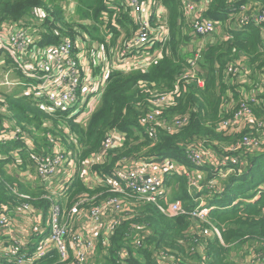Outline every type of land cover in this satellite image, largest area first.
<instances>
[{
  "label": "built area",
  "instance_id": "obj_1",
  "mask_svg": "<svg viewBox=\"0 0 264 264\" xmlns=\"http://www.w3.org/2000/svg\"><path fill=\"white\" fill-rule=\"evenodd\" d=\"M210 1L180 0L181 22L190 28L191 35L204 40L212 39L210 37L216 35L218 28V21L204 15ZM60 5L70 15L66 22L72 25L73 31L68 29L74 32L73 37L64 34L59 23L50 28L47 26V30L44 27L43 32L35 27L34 18L41 24L55 22V17L44 6L35 7L32 17L0 22V72L3 73L0 87L20 89L19 96L43 104L52 116L80 106L90 118L92 102L102 97L112 73L146 72L152 63L169 53L167 43L171 28L164 0H104L99 21L111 33L116 32L122 37L114 51L111 45L88 33L86 26L95 21L78 18L76 0H61ZM232 11V19L237 12L241 14L235 26L256 24L264 33V2L233 5ZM128 32L130 35L127 36ZM49 33L60 37V41L46 42ZM229 38L226 34L223 39ZM205 46L201 44L194 50L181 69L177 88L150 96L149 109L140 117L139 123L153 140L158 139L160 130L176 133L188 123V116L168 118L164 114L180 96V81L203 82L199 63ZM239 55L228 63L226 73L228 81L239 86L242 100L230 117H222L216 123L218 133L237 137L227 142L196 138L185 144L186 155L197 171L210 168L208 189L213 194H221L226 179L241 175L249 164V155L264 153V115L258 116L251 107V103H261L259 95L264 92V69L254 75L246 55ZM6 57L10 59L9 63ZM4 92L9 93L5 89ZM4 101L0 95V145L11 141L25 143L28 158L18 160L17 166L21 171L25 170L27 177L39 179L45 188L41 196L45 204L37 206L34 203L36 197L3 180L6 189L17 200L13 204L0 205V264H99L106 257H114L118 264H128L131 258L144 261L142 250L148 247L146 239L150 234L147 224L139 221L142 214L139 208L144 203H155L165 215H190L193 222L188 233L194 237L192 250L195 253V246L198 245L201 251L206 245L203 239L220 237V229L207 219L209 211L215 207L205 205L204 200L209 194L202 195L200 209L197 207L192 211L171 198L167 180L174 176H187L188 191L194 196L204 190L199 177L190 175V165L172 157L144 159L136 158V155L123 156L111 165L118 155L112 151L127 140L126 133L117 128L106 133L97 150L83 156L86 146L65 122L51 125L47 119V129L31 125L27 130L18 124L13 113L5 110ZM233 103L231 100L229 108ZM89 118L82 124L85 125ZM38 132L45 133L50 147L42 149L36 144ZM9 157V153L0 148V158ZM78 181L87 188L98 190L91 194L81 192L71 198ZM262 193L264 183L256 189L255 199ZM238 201L253 200L236 199L231 206ZM125 221L130 222V226L120 246L111 252L113 238ZM203 222L209 225L202 227ZM250 241L249 254L239 262L264 264V251L260 249L264 247V241ZM154 259L157 264H208L206 257L192 262L168 248L154 251Z\"/></svg>",
  "mask_w": 264,
  "mask_h": 264
},
{
  "label": "trees",
  "instance_id": "obj_2",
  "mask_svg": "<svg viewBox=\"0 0 264 264\" xmlns=\"http://www.w3.org/2000/svg\"><path fill=\"white\" fill-rule=\"evenodd\" d=\"M243 2L245 0L234 3L231 0L210 1L204 15L220 22L230 38L217 39V42L210 43L202 49L199 65L203 71V82L180 81V96L176 104L164 114L168 118L179 115L188 116V123L176 133L160 130L158 139L155 141L145 132L139 123V119L148 111L150 96L153 93H165L177 88V77L194 54V51H186V45L182 46L184 35L180 0H164L168 7L167 20L171 28V40L169 42L172 49L171 54L169 56L164 55L162 59L152 63L146 72L136 70L112 73L100 104L87 123L84 125L71 121V130L86 146L83 156L97 150L106 133L117 128L126 133L127 140L120 148L112 151L118 155L112 159L111 165L118 158L136 155L144 159L172 157L190 165V168L193 169L195 166L191 164L186 155V143L196 138L207 137L221 142L234 139V137L224 136L216 130V123L222 117H230L233 111L237 109L236 106L239 101L242 100V95L238 91L239 86L228 81L227 65L238 58L239 53H243L247 57L249 66L253 68L254 75L264 69V33L262 27L256 24H249L244 27L232 26L231 24L233 5H239ZM46 5L48 3L45 0H0V22L19 21L25 15H31L35 7ZM59 7L61 11L62 7ZM87 8L89 10L83 11L80 7L79 15L83 18L98 19L101 10L104 9V0H92ZM64 22L63 25L60 24L61 30H63V26L73 31L72 25H69L66 19ZM46 25H49V28L56 26L55 22L50 24L49 21ZM46 36H48L46 42H57L59 39L56 35L46 34ZM5 60L7 63L10 62L8 57ZM256 80V77L253 76V81ZM18 93L17 90L11 94L4 91L0 93L5 100V110L13 113L18 124L42 122L48 117L36 105V102L27 96H19ZM259 99L261 103H251V107L258 116H262L264 115V92L259 95ZM231 100L234 101V105L229 108ZM50 118L49 116L48 119ZM248 160L249 164L244 167L241 175H233L226 179L224 191L221 194L212 195L217 197V206L209 211L207 219L220 229V237L215 235L212 238L207 237V240L203 239L206 245L201 251L198 245L195 246L197 249L196 257L198 259L206 257L208 264H242L231 258L230 248L239 239L242 241L254 239L264 241V193L253 202H242L239 205L231 206L237 198L251 197L255 194L256 189L264 183V153L249 155ZM204 169L210 172L208 166ZM0 174H2L0 179L3 182L6 176L2 166L0 167ZM2 182H0V201L10 198V195L3 189L4 182ZM167 182L171 188V198L181 201L188 211L196 209L201 202L200 197L207 194L208 191H201L196 196L189 193L187 176H174ZM97 190L87 188L78 181L71 193V198L81 192L91 194ZM207 201L211 204L210 206L215 203L212 197ZM139 210L142 213L139 221L146 223L149 227L150 234L146 239L148 247L142 250L144 261L131 258L128 264H157L154 259V251L165 248L187 260L192 257L193 254L187 248L189 246L192 249L194 246L192 242L194 237L188 233L193 222L190 215H165L155 203H144ZM206 225L209 223H202V227ZM129 226L130 222L125 221L118 228L113 238L111 252L120 246ZM200 241L202 240L200 239ZM104 263L118 264L114 257H106L100 264Z\"/></svg>",
  "mask_w": 264,
  "mask_h": 264
},
{
  "label": "crops",
  "instance_id": "obj_3",
  "mask_svg": "<svg viewBox=\"0 0 264 264\" xmlns=\"http://www.w3.org/2000/svg\"><path fill=\"white\" fill-rule=\"evenodd\" d=\"M233 1L234 2H239L240 0H233ZM90 2H92V0H90ZM261 2H264V0H245V2H243V3L256 4V3H261ZM240 4H242V3H240ZM100 15H101V13H100ZM100 15L98 16V19L94 20L95 22L92 25L90 24V25L86 26V29H87L88 33L94 39L101 40L104 43H106L108 45H111V47L113 48V51H114L116 49V46L118 44H120V42L122 40V37L121 36L120 37L117 36L118 33H116V32L111 33V31H109V28H104L103 27L104 25L103 26L101 25V21H98V20H100V17H101ZM238 15H240L239 12L236 13V16H238ZM86 18H88V17H86ZM233 22H235V21H232V23H231L232 26H233ZM182 23H183V25H182V31H183V35H184V42H183L182 46L184 47L186 45V48H187L188 43H190L191 40H192V36L193 37H197V36L191 35L188 32V31H190V28L184 22H182ZM220 24L221 23L218 22V27H219ZM35 27L40 32L45 31L44 26H42L40 22H38L35 25ZM46 30H47V26H46ZM217 30H218V28H217ZM121 33H123V30L121 31ZM226 34H228V33L225 30L224 34L219 39H223ZM128 35H130V32H128L127 36ZM197 39H200V38L197 37ZM115 40H118V42L115 43ZM170 40H171V38H170ZM169 42L167 43V48L169 50L168 56L171 54V51H172ZM2 88L4 89L5 87H0V90H2ZM16 90L19 91V93H20V89H16ZM36 105L40 109H42L48 115V117L49 116L51 117V125H53V124L56 125V123L63 121V122L66 123L65 126L69 127L70 130H71V128H72L71 127V125H72L71 121H74L76 123H81L82 124L83 120L85 119L84 118L81 121H77L76 120V116L78 114H80V112H81V107L80 106H77V107L71 109L70 111H66L63 114H57L56 116H51V115H49L47 113V110L45 109V107H44L43 104L42 105L36 104ZM77 109H79V111L75 115H72ZM48 117L45 118V119H43L42 122H35L34 121L32 124H29L27 122H23V126L27 130H28V126H31V125H36V126H39L40 128L47 129L48 128V125H46V122H47ZM86 118H87V116H86ZM1 127H2V122L0 121V128ZM39 134L44 135V137H40ZM36 137H37L36 144L39 147H41L42 149H46V148H48V147L51 146V143L48 140V138H47V136L45 135L44 132H38L37 135H36ZM232 137L236 138L237 136H232ZM0 148H1L2 151L6 152V153H9V156H10L8 159L0 158V167L2 166V169H3V171L5 173V176H6L5 177L6 179H4V181H11V183H13V185L19 191L25 192V193H28V194H32L34 197H36V200L34 201V203L37 206L43 207L44 204H45V201L43 199H41V196L45 192L44 191L45 188L42 187V185L40 184L39 179H37L36 177H27L25 175L26 174L25 173V170H22L21 171L19 169V167L17 166V164L19 165L18 160H20L21 158H23L24 161H25V159L28 158V154H27L26 150H24L25 149V143L24 142H18V141H11V142H8L5 145H0ZM17 152H19L21 155L17 156ZM193 170L194 169H191V171H193ZM29 172L30 173H33L34 171H29ZM194 172H195L194 174L196 176H199V174L201 173V172H198L196 170H194ZM194 174H193V176L195 178H197ZM1 176H2V174H0V178H1ZM210 178H211V176L206 181H203V184H205L206 190H208L207 191V194H209L212 198L214 197V199H212V200H214L215 203L212 204V205L213 206H217L216 205V203H217L216 202V200H217L216 195L215 196H212L213 193L208 189V182H209V179ZM0 182H2L1 179H0ZM4 185H5V183L3 184V189L6 190V192H7L8 195H10V198H8L6 200H3V201H0V205L1 204H4V203H7V204L16 203L17 197L15 195L11 194V192L6 189V185L5 186ZM205 205L208 206V207H210L211 204L208 203V201H207ZM249 241L250 240H248V241H242L241 246L242 247L246 246ZM230 256H231V252H230ZM240 260L243 262L245 260V257L244 256H241L238 261H240Z\"/></svg>",
  "mask_w": 264,
  "mask_h": 264
},
{
  "label": "rangeland",
  "instance_id": "obj_4",
  "mask_svg": "<svg viewBox=\"0 0 264 264\" xmlns=\"http://www.w3.org/2000/svg\"><path fill=\"white\" fill-rule=\"evenodd\" d=\"M60 1L61 0H54L53 2L51 1V0H45V2L46 3H48V5H46V6H44V8L49 12V13H51L54 17H55V25L57 26V23H59V24H61V25H63L65 22H64V19H66V21H67V17H69L70 15L67 13V11L66 10H64L63 8H62V10L60 11V7L59 6H61L60 5ZM77 1V3H78V11H77V14H78V18L80 17V18H83V17H81L79 14V12H80V7H82V9H83V11H85V10H89L88 8H87V5H89L90 4V0H76ZM59 5V6H58ZM62 7V6H61ZM82 15V14H81ZM27 15H25L23 18H25ZM31 16V15H30ZM241 16V14L240 15H238V16H236V15H234L233 16V21H236L239 17ZM32 17V16H31ZM74 17H76V16H74ZM39 19H33V24H37ZM71 20V19H70ZM94 20H96V19H94ZM99 21V20H98ZM42 26H44V27H46V26H49V25H46V23H44V24H41ZM236 25V22H233V26H235ZM108 26H109V24H108ZM190 34H191V30L190 31H188ZM224 32H225V28L220 24L219 25V27H218V30H217V32H216V35L215 36H213V37H210V38H212V39H209V40H204V39H202V38H200V39H197V37H193L192 36V40H191V42L190 43H188V45H187V48H186V51H188V52H192V51H194V50H196L198 47H200L201 46V44H203V45H209V42H211V43H215V42H217L218 40H220L219 38L224 34ZM63 33L64 34H67V35H71L72 37L74 36V32L73 33H71L70 32V30L67 28V27H63ZM50 35H52V36H54L55 34H53V33H49ZM49 36V35H48ZM47 36V37H48ZM117 36H119L120 37V34H118ZM216 39H218V40H215ZM211 40V41H210ZM60 41V37H59V39L57 40V42H54V43H58ZM53 42V41H52ZM118 42V40H115V43H117ZM202 73H203V71H202ZM14 75H16V72H15V74ZM3 77V73H1L0 72V78H2ZM22 90L23 89H25V87H23V86H21L20 87ZM5 90H7V91H9V93L8 94H11V93H13L17 88H13L12 90H10L8 87H6V88H4ZM4 89L2 88V90L4 91ZM248 89V88H247ZM100 101H101V98H99V99H96L95 101H93L92 102V108H93V110H92V112H94L95 111V109L98 107V105L100 104ZM86 116H87V114L85 113V112H83L82 111V109H81V112H80V114H78L77 116H76V120L77 121H81L82 119H84V118H86ZM87 118H89V117H87ZM48 121H50L51 122V119H48ZM39 136L40 137H44V135H42V134H39ZM10 146V145H9ZM136 158H139L138 156H135ZM203 167V166H202ZM194 170H196L197 171V169L196 168H193ZM194 170L193 171H190L191 172V176H192V174H194L195 172H194ZM206 169H204L203 168V171H198V172H201L200 174H199V180H200V182L202 183V185H203V189L204 190H202V191H207L206 190V187H205V184H203V181H206L210 176H211V173L210 172H204ZM9 183H11V181H8ZM11 184H13V183H11ZM223 186H225V183L223 182ZM24 190V189H23ZM224 191V190H223ZM222 191V192H223ZM221 192V193H222ZM261 195V194H260ZM255 197H256V195H252L251 197H247L248 198V200H256L255 199ZM210 197L209 196H207V199H209ZM212 199H214V197L212 198ZM238 199H240V198H237V200ZM236 200V199H235ZM175 201V200H174ZM205 201V204H206V202H207V200H204ZM252 201V202H253ZM181 202V201H180ZM243 201H238L236 204L237 205H239L240 203H242ZM182 203V202H181ZM183 204V203H182ZM236 204H234V205H236ZM204 205V204H203ZM242 205V204H241ZM199 208V207H198ZM200 209V208H199ZM200 221H202V220H200ZM195 225L196 226H200L198 223H195ZM241 243H242V240H238V242H237V244H235V245H233L231 248H230V252H231V258L232 259H234V260H239L240 259V257L241 256H246V255H248L249 254V246L251 245V243H252V241H249L248 243H247V245L246 246H244V247H242L241 246ZM188 248V250L189 251H191L192 253H193V255H192V257L188 260V261H192V262H196L197 261V257H196V255H195V252L188 246L187 247ZM261 250H263L264 251V247L262 246L261 248H260ZM100 259H102V258H100ZM100 263H102V261H100L99 262V264ZM105 263H106V261H105ZM104 263V264H105Z\"/></svg>",
  "mask_w": 264,
  "mask_h": 264
}]
</instances>
